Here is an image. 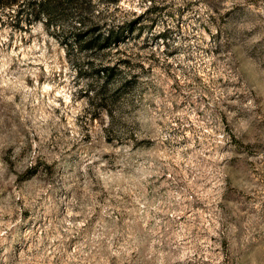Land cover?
Instances as JSON below:
<instances>
[{"label": "rangeland", "instance_id": "1", "mask_svg": "<svg viewBox=\"0 0 264 264\" xmlns=\"http://www.w3.org/2000/svg\"><path fill=\"white\" fill-rule=\"evenodd\" d=\"M93 8L134 33L68 52L0 9V264H264V0Z\"/></svg>", "mask_w": 264, "mask_h": 264}, {"label": "trees", "instance_id": "2", "mask_svg": "<svg viewBox=\"0 0 264 264\" xmlns=\"http://www.w3.org/2000/svg\"><path fill=\"white\" fill-rule=\"evenodd\" d=\"M4 7L6 12L14 17L12 25L15 28L41 24L48 32L53 30L62 38L68 52L74 49V46L79 52L104 50L113 44H119L125 39V35H130L135 30L132 24H128L123 30L120 27L118 30L111 27L103 33L100 24L92 25L97 21L93 0H0V9ZM73 21L78 23L80 28L75 32L67 33L65 29ZM116 71L115 66H102L95 74L99 80L103 79V83L98 87L99 89H91L94 91V98L102 107L101 110L104 109L106 116L112 120L115 101L106 97L105 92ZM99 116L94 114L92 120H99ZM112 125L107 126L106 129H111Z\"/></svg>", "mask_w": 264, "mask_h": 264}]
</instances>
